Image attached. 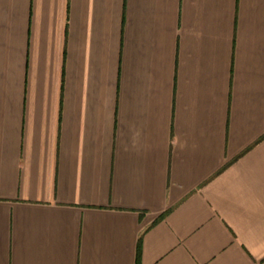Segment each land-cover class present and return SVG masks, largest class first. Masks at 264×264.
Segmentation results:
<instances>
[{
    "label": "crops",
    "instance_id": "crops-1",
    "mask_svg": "<svg viewBox=\"0 0 264 264\" xmlns=\"http://www.w3.org/2000/svg\"><path fill=\"white\" fill-rule=\"evenodd\" d=\"M0 264H264V0H0Z\"/></svg>",
    "mask_w": 264,
    "mask_h": 264
},
{
    "label": "trees",
    "instance_id": "trees-1",
    "mask_svg": "<svg viewBox=\"0 0 264 264\" xmlns=\"http://www.w3.org/2000/svg\"><path fill=\"white\" fill-rule=\"evenodd\" d=\"M139 255H140V248H138V259H139Z\"/></svg>",
    "mask_w": 264,
    "mask_h": 264
}]
</instances>
